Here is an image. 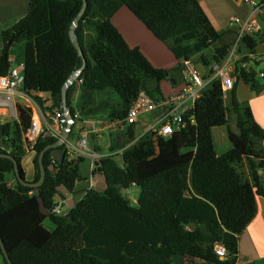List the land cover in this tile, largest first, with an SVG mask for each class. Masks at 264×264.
<instances>
[{"label":"trees","instance_id":"trees-1","mask_svg":"<svg viewBox=\"0 0 264 264\" xmlns=\"http://www.w3.org/2000/svg\"><path fill=\"white\" fill-rule=\"evenodd\" d=\"M87 1L76 29L87 63L68 88L67 105L74 116L76 109L82 117L97 112L100 107L93 103L94 93L107 88L120 98L119 106L110 113L111 119L120 121L141 91L154 100L163 96L161 82L173 70L154 67L139 47L127 43L112 22L123 6L181 61L213 47L212 59L205 63L220 62L236 36L233 31L219 32L198 0ZM82 5L83 0H31L27 14L2 33L0 77L12 67L13 47L24 43L25 88L43 111L64 114L63 86L83 63L69 35ZM262 38L264 28L241 39L239 52L244 57L236 63L234 73L256 93L264 90L258 72L240 63L249 53H256ZM77 84L81 95L75 107L72 96ZM40 93L50 94V100ZM229 94L238 128L237 133L230 131V150L218 155L214 144L213 129L229 122L225 92L221 81L214 79L172 135L149 130L126 147L135 139V124H130L125 141L112 142L111 151L124 148L121 155L100 157L94 167L93 173L100 172L105 178L104 191L87 189L63 214L52 212L55 197L65 198L61 185L75 193L83 156L58 162L48 150L44 156L46 179L39 193L18 181L11 159L0 158V237L12 264H179L174 259L177 255L185 264H238L240 236L256 216L257 197L264 198V128L254 118L243 117L236 83ZM32 118V108L18 106L12 133L0 120V140L10 137V154L25 179L22 159L31 144L24 133ZM66 125L62 122V127ZM57 140L41 136L32 146L34 181L40 177L41 151ZM66 148L64 144L60 150L66 154ZM244 160L250 170L247 177L238 169ZM8 175L15 179L13 184ZM133 185L141 189L137 206L123 195ZM39 198L48 214L42 211ZM46 221L53 224V230L45 226ZM218 243L226 247V259L216 253ZM0 255L9 264L1 246Z\"/></svg>","mask_w":264,"mask_h":264},{"label":"crops","instance_id":"crops-1","mask_svg":"<svg viewBox=\"0 0 264 264\" xmlns=\"http://www.w3.org/2000/svg\"><path fill=\"white\" fill-rule=\"evenodd\" d=\"M31 0H0V52L3 47L2 33L7 28L14 25L19 19L27 14L29 4ZM202 9L209 17L214 27L219 32H235L237 36L238 25L232 21V17L235 15L247 18L250 16V7L243 2V0H198ZM256 19L259 22H264V9L261 13L256 15ZM112 22L122 33L123 37L131 47H139L142 53L147 57L150 63L156 68H164L173 70L169 79L161 82L162 97L155 99L157 102L163 101L172 94L182 89L186 83L189 82L190 73L188 72L191 65L199 66L202 77L205 81L211 80L212 75L204 64L199 61L194 62L193 55L190 60L181 61L174 53L154 36V34L139 20L126 6L121 7L116 14L112 17ZM233 34V33H232ZM236 36L234 41L236 40ZM231 40V38L229 39ZM12 52V51H11ZM256 54H264V38H262L256 48ZM200 57L202 54L200 53ZM238 57H244L239 53ZM212 59V58H211ZM23 60V70H24ZM245 67L259 66L254 68L258 72V78H264L261 73H264V60L255 61L247 59L240 63ZM263 64V65H261ZM213 65V63H212ZM211 65V69H212ZM260 66H262L260 68ZM179 68V69H177ZM175 69V70H174ZM236 83V97L240 103L242 115L245 119L254 118L264 128V90L261 93H256L248 84L242 79H238L234 76ZM260 83L261 80L259 79ZM264 86V83H261ZM208 86V85H207ZM113 90L107 88L103 91H96L94 93V105L99 106L100 109L93 113L92 116L82 117L80 111L76 109L75 122L73 123L72 130L70 132V138L68 145L78 147L79 142L86 138L87 149L80 154L84 157V160L79 165V174L81 173V165L85 162L86 157L90 158V172L89 175L83 176L80 174V181L76 183V187L83 182H89L88 188L97 181L99 173H93L97 160L100 157L109 155L110 153H119L121 155L124 148H120L115 151H111L113 137L122 143L126 139V130L129 126L124 121L118 119H111L110 113L113 108H117L120 103V98L113 96ZM44 100H50V94H39ZM81 90L77 84L76 89L72 96V104L77 107ZM110 97L114 98L117 103H111ZM115 101V102H116ZM231 102V100H230ZM229 103V102H228ZM50 101L46 103L49 106ZM227 104V102H226ZM193 106L192 101L186 103V107L191 108ZM228 107V124L224 126L215 127L213 129V139L215 147L218 144L229 143L232 146L230 140V131L238 132L237 117L233 112L231 104H227ZM168 112L167 106L159 105L153 110L146 111L140 114L134 127L135 139L126 145V147L133 145L149 130H155L162 118ZM0 113L2 111L0 110ZM40 118L43 121L45 127L49 123L50 112L43 111L40 108ZM37 114H34L36 117ZM0 118H14L11 116L0 115ZM65 118V117H64ZM16 120V118H14ZM1 120V119H0ZM2 122V120H1ZM62 122H64L62 120ZM110 123V124H109ZM116 126V127H115ZM57 127H59L57 125ZM115 127V128H114ZM118 131V132H116ZM114 134V136H113ZM263 148H264V144ZM217 150V149H216ZM77 152V150L75 151ZM112 153V154H113ZM218 153V152H217ZM218 155H220L218 153ZM31 156L26 160V157ZM35 151L27 150L26 155L22 159V165L26 175V180L34 181L36 168L34 165ZM10 183L15 182L14 178L9 179ZM135 186V185H133ZM71 196V195H69ZM63 199L61 195L55 197V201ZM65 199V198H64ZM51 223V222H50ZM52 224V223H51ZM49 230H53L47 227ZM175 261L179 264H183V257L177 255L174 257ZM0 264H5L4 257L0 255ZM238 264H264V198L257 197V213L254 219L249 223L246 229L240 236V246L238 255Z\"/></svg>","mask_w":264,"mask_h":264},{"label":"built area","instance_id":"built-area-1","mask_svg":"<svg viewBox=\"0 0 264 264\" xmlns=\"http://www.w3.org/2000/svg\"><path fill=\"white\" fill-rule=\"evenodd\" d=\"M243 2L250 7V16L247 18L238 15L232 17V21L238 25L236 40L230 46L225 58L220 62L213 63V72L211 74L212 79L205 81L198 67L191 65L188 70L190 73L189 82L186 83L182 89L165 100L157 102L151 98L146 91H141L137 100L132 103L127 113L124 120L126 124L130 125L136 123L140 114L153 110L159 105L167 106L168 112L162 118L155 130L162 136H170L174 131L183 126V116L185 112L194 106L195 100L201 96L203 90L206 89L207 85H209L214 79H219L221 81L225 95L231 91L235 81L234 73L236 63L242 58L238 57L241 39L246 34L262 32L264 28V22H259L256 19V15L261 13L264 9V2L261 0H243ZM247 57L257 62L264 60V54L257 55L256 53H249ZM261 76H264V73H261ZM24 81V72L20 71L17 67H11L6 75L0 77V110L2 111L0 115L11 116L18 120V106L32 108V123L24 133V139L31 144V146L27 147V150H33L32 146L41 136H54L60 138L64 129V127H62V120L64 122H66V120L63 118L64 114L60 110H55L53 113H50L51 116L49 117V123L45 127L42 119L39 117L41 107L28 93ZM188 101L193 102L191 108L186 107ZM34 114H37V116L34 117ZM57 125L59 127H57ZM9 138V136H6L3 140H0V150H3L4 153H10L11 151L12 143ZM86 149L87 141L86 138H84L79 142L77 148L73 145H68L65 157L68 161L74 160ZM76 150L77 152H75ZM67 203L68 201L64 198L55 201L52 212L63 214L62 209ZM215 250L220 257L226 256L227 250L222 243H218Z\"/></svg>","mask_w":264,"mask_h":264},{"label":"water","instance_id":"water-1","mask_svg":"<svg viewBox=\"0 0 264 264\" xmlns=\"http://www.w3.org/2000/svg\"><path fill=\"white\" fill-rule=\"evenodd\" d=\"M88 7V1L87 0H83V5L80 9V11L78 12V14L75 16L70 29H69V35L70 38L75 46V48L77 49L79 55L82 57L83 59V63L81 65V67L76 70L66 81V83L63 86L62 89V101H63V109H64V116H65V120L67 122L66 127L63 129L62 131V135L60 138H58V140L52 144L47 145L40 153L39 155V167H40V177L37 181H28L25 179V177L21 174L20 169H19V164L18 161L16 160V158L10 154V153H0V158H9L14 162V166H15V175L16 178L18 179V181L23 184L24 186H30L35 188L36 193H39V187L44 183L45 179H46V167L44 164V156L45 153L48 150H52L51 154L52 157L57 160L58 162H63L65 160V154L63 151L60 150V147L64 144H68V140L70 138V132L72 130V125L75 121L74 115L72 114L70 108L67 105V98H68V88L78 79L79 75L81 74V72L83 71V69L86 67V57L84 55V51L83 48L81 46V43L79 41V37L77 35L76 29L79 26L80 20L82 19L83 15L86 12V9ZM97 185L95 186V189L98 191H104L106 183H105V178L102 176V174L99 172V176L98 179L96 181ZM59 190L66 196L68 197L69 195H71V191L69 189H67L64 185H61L59 187ZM39 202L41 205V209L45 214H48V210L46 209V206L44 204V201L42 198H39ZM74 205V202L72 199H68V207H72ZM0 246L2 248L3 254L4 256L7 258V261L9 264H12L8 253L6 251L5 245L3 240L0 237ZM222 259H226V257H222Z\"/></svg>","mask_w":264,"mask_h":264},{"label":"rangeland","instance_id":"rangeland-1","mask_svg":"<svg viewBox=\"0 0 264 264\" xmlns=\"http://www.w3.org/2000/svg\"><path fill=\"white\" fill-rule=\"evenodd\" d=\"M88 31H89V34L90 35H93V32L94 31H93V29L91 27H88ZM11 51L12 52H11L10 55H11V61H12L11 62L12 63L11 65H12V67H17L18 69H20V71L23 72V64L22 63H23V60L25 58V44L24 43L16 44ZM201 54H202V57H200V53H195L193 55L194 62L197 63V62L201 61L204 64V66L207 68V71L209 72L211 70V65L210 64H206L205 61L206 60L209 61V59L212 58V56L214 54V48L213 47L207 48L204 51H202ZM261 65H263V64H261ZM253 67L254 68H259V66H255V64L253 65ZM261 67L262 66H260V68ZM259 79L261 80V83L262 82L264 83V78H260L259 77ZM234 85H235V81H234ZM229 93L226 94V96H225V99H226V102H227L228 106L230 104V94ZM113 96H115L116 98H119L118 94L115 91L113 92ZM110 99H111V103H113V104L114 103H117V101L113 97L112 98L110 97ZM228 113H230V112H228ZM0 119L2 120L3 123H5L8 126V128L10 130V133H12V131L15 129V125L14 124H15V121L16 120L14 118H10V119H6V118H3L2 119V118H0ZM116 132H118V131H116ZM113 136H114V134H113ZM115 139H117V137L114 136L113 137V142H114ZM231 148H232V146L229 143L218 144L216 146V149H217L216 151L220 155H222L225 152H227L228 150H230ZM112 153H110V154H112ZM30 158H31V156H28V157H26V160L27 159H30ZM117 161L119 163L122 162L121 156H118L117 157ZM90 163H91V160L87 156L85 162L81 165V173H80L81 175H83V176L89 175V172H90ZM238 169H239V171L245 177H247L249 175V172H250L249 167H248L247 160H244L243 163H241L238 166ZM10 178H12V176L11 175H8V179H10ZM83 181H84V179L81 181L82 183L76 187L75 193L74 194H71V196H68L67 199H72L73 202L75 203L76 201H78L85 194V192H86L87 189H89L91 187H95L97 185V183L95 182L93 184V186L91 185L88 188V185L90 183L89 182H86L85 183ZM140 192H141L140 187H138V186L135 185V186H131V187L123 190V195H124V197H126V198H128L130 200V202H131L132 205L137 206L138 205V198H139ZM68 209L69 208L67 207V205L64 206L63 209H62L63 210V213H66L68 211ZM44 224H45L46 227H49V228H51V226H52V224L50 223V221H46ZM185 262L186 261L183 258V264H185Z\"/></svg>","mask_w":264,"mask_h":264},{"label":"clouds","instance_id":"clouds-1","mask_svg":"<svg viewBox=\"0 0 264 264\" xmlns=\"http://www.w3.org/2000/svg\"><path fill=\"white\" fill-rule=\"evenodd\" d=\"M65 117V116H64ZM66 146H67V144H66ZM64 154H65V152H64ZM80 156V155H79ZM66 158V157H65ZM65 199L68 201V199H67V197L65 196ZM67 207H68V203H67ZM69 208V207H68Z\"/></svg>","mask_w":264,"mask_h":264}]
</instances>
